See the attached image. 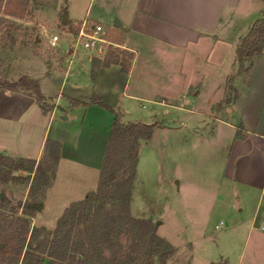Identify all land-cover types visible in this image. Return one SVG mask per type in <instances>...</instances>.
<instances>
[{
	"label": "rangeland",
	"instance_id": "374dc122",
	"mask_svg": "<svg viewBox=\"0 0 264 264\" xmlns=\"http://www.w3.org/2000/svg\"><path fill=\"white\" fill-rule=\"evenodd\" d=\"M13 1L9 0V5L17 10ZM115 4L108 0H29L21 18L0 11V79L15 81L11 77L14 73H32L44 95L38 102L43 109L49 110L54 106L50 103L57 100L48 126L52 139L64 136L62 133L72 136L79 130L93 95L124 121L152 125L150 138L139 142L130 189L128 208L138 221L133 226L139 240L137 248L145 243L164 252L159 241L153 239L156 236L173 249L165 264H264V232L258 229V219L252 223L240 220L234 192L228 193L218 183L221 148L217 140L201 139L217 126L208 115L217 111L221 117L225 115L233 99L231 82L225 90L221 69L205 73L200 60H178L145 50L135 56L129 76L121 69L98 75L101 68H108L100 67L92 78V59L102 60L109 49L122 48L105 43V50L99 54L84 49L78 42L75 49L76 34L82 20L100 23L107 30ZM64 13L71 22L62 23ZM55 34L59 40L51 46L49 41ZM253 60L244 62V66H250L241 80L242 86L247 83ZM195 78L200 91L191 95L186 88ZM125 82L128 86L123 91ZM19 92L31 95L27 90ZM133 93L141 98H132ZM167 94L181 97L167 103L155 99L156 95ZM222 96L221 106L215 108L214 104L208 110ZM47 120L48 115L39 119L42 129ZM60 173L70 178L67 173ZM13 175L10 181L0 182V194L8 201L7 209L28 218L31 229L42 228L33 240L39 241L53 231L74 200L70 201L71 195L62 189L63 184L46 189L42 195L43 178L40 174L34 176V170H16ZM86 182L90 179L86 178ZM35 202L42 203V209L30 206ZM88 221L76 229H82ZM49 262L50 258L44 256L42 264Z\"/></svg>",
	"mask_w": 264,
	"mask_h": 264
},
{
	"label": "crops",
	"instance_id": "0c3cea01",
	"mask_svg": "<svg viewBox=\"0 0 264 264\" xmlns=\"http://www.w3.org/2000/svg\"><path fill=\"white\" fill-rule=\"evenodd\" d=\"M108 1L116 4L106 32L118 26L123 37L118 43L110 32L105 36H109L106 38L112 44L133 53L128 76L135 56L145 50L146 53L161 52L178 60L187 57L200 60L206 67L205 73L221 69L223 82H231L233 99L226 107L225 115L221 117L218 111L208 115L217 126L210 130L209 136L201 139L217 140L216 144L221 148L218 183L228 193L234 192L240 207L237 212L240 220L244 223L259 221L264 216V47L254 58L244 86L241 80L246 71L236 72L234 50L251 23L264 16V0ZM113 69H120V66L101 68L98 75ZM21 74L36 79L29 72L14 73L11 77L16 80ZM198 83L195 78L186 91L196 95L200 91ZM127 86L125 82L123 91ZM136 93L131 97L141 98ZM176 97L181 96L156 95L155 99L167 103L177 101L179 98ZM222 99L223 96L218 102ZM56 101L50 103L54 106L49 110H44L28 93L0 89V154L38 160L45 140L50 138L48 126L55 113ZM47 115L42 129L39 119ZM113 118L111 112L89 104L74 135L55 136L54 140L61 143L60 157L55 177L47 190L63 184L62 189L71 195L70 201H75L96 188ZM121 121L128 122L123 118ZM61 171L70 178L62 177ZM86 178L90 182L87 183Z\"/></svg>",
	"mask_w": 264,
	"mask_h": 264
},
{
	"label": "trees",
	"instance_id": "16d2710c",
	"mask_svg": "<svg viewBox=\"0 0 264 264\" xmlns=\"http://www.w3.org/2000/svg\"><path fill=\"white\" fill-rule=\"evenodd\" d=\"M28 1L14 0L18 7L16 10L10 7L9 0H0V11L21 18ZM114 27L116 29L111 31V37L120 43L122 31L118 30V26ZM263 47L264 16L251 23L236 46V72L246 71L250 65L244 66V62L257 57ZM132 58L133 53L126 49H109L102 60L92 59V78L98 68L111 65H119L127 73ZM227 83L228 80L225 82V90ZM2 88L27 90L35 96L37 102L44 99L38 81L27 75H20L15 81L0 79ZM74 102L79 103L77 100ZM90 102L114 113L96 188L88 191L82 199L69 204L53 231L45 233L39 241L33 240L42 228L31 229L28 218L7 209L8 201L1 197L0 264H42L44 256L50 258L49 264H155L156 261L165 264L173 251L168 242L156 236L153 239L159 241L164 252H160L155 245L147 246L145 243L137 248L135 244L139 240L134 236L133 226L138 221L130 215L128 208L139 142L150 138L152 125L135 121L122 122L121 115L115 113L97 95H93ZM221 102L216 103L215 108H219ZM60 148L59 141L47 138L38 160L0 154V182L13 179L16 170H34V176L40 174L43 178V195L55 176ZM49 174L52 176L50 179ZM87 220L86 226L76 229Z\"/></svg>",
	"mask_w": 264,
	"mask_h": 264
},
{
	"label": "built area",
	"instance_id": "2783aa9c",
	"mask_svg": "<svg viewBox=\"0 0 264 264\" xmlns=\"http://www.w3.org/2000/svg\"><path fill=\"white\" fill-rule=\"evenodd\" d=\"M106 30L103 25L100 23H91L83 20L80 23V27L77 31L76 37L77 42L74 43L75 49L78 46V42L84 49L91 50L101 54L104 48V44H112L105 36ZM59 40V35H52L50 38V45L55 46ZM264 201V197H263ZM217 227V226H215ZM258 229L264 232V216L261 217L258 221Z\"/></svg>",
	"mask_w": 264,
	"mask_h": 264
},
{
	"label": "water",
	"instance_id": "95a60500",
	"mask_svg": "<svg viewBox=\"0 0 264 264\" xmlns=\"http://www.w3.org/2000/svg\"><path fill=\"white\" fill-rule=\"evenodd\" d=\"M68 22H69V19L66 18V14L64 13L63 14V18H62V23L65 24V23H68ZM1 197H2V195L0 194V198ZM30 206L31 207H35L38 210L42 209V203H40V202L31 203ZM156 224H160V222L157 221ZM210 264H212V263H210Z\"/></svg>",
	"mask_w": 264,
	"mask_h": 264
}]
</instances>
